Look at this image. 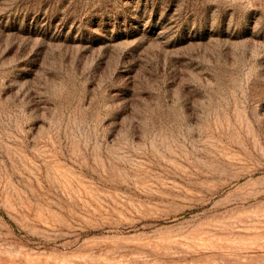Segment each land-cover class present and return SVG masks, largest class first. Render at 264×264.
Wrapping results in <instances>:
<instances>
[{
    "label": "rangeland",
    "instance_id": "obj_1",
    "mask_svg": "<svg viewBox=\"0 0 264 264\" xmlns=\"http://www.w3.org/2000/svg\"><path fill=\"white\" fill-rule=\"evenodd\" d=\"M0 264H264V0H0Z\"/></svg>",
    "mask_w": 264,
    "mask_h": 264
}]
</instances>
